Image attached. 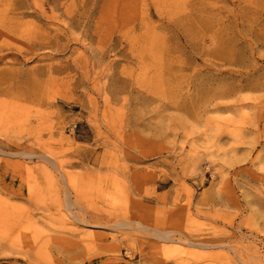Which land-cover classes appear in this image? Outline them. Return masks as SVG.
Returning <instances> with one entry per match:
<instances>
[{"label":"rangeland","instance_id":"374dc122","mask_svg":"<svg viewBox=\"0 0 264 264\" xmlns=\"http://www.w3.org/2000/svg\"><path fill=\"white\" fill-rule=\"evenodd\" d=\"M10 1L0 264H264V0Z\"/></svg>","mask_w":264,"mask_h":264},{"label":"bare ground","instance_id":"6f19581e","mask_svg":"<svg viewBox=\"0 0 264 264\" xmlns=\"http://www.w3.org/2000/svg\"><path fill=\"white\" fill-rule=\"evenodd\" d=\"M3 0H0V2H2ZM12 1H8V3H6L4 6H2V7H4V9L2 8V10L3 11H1L0 10V13H3L2 15H5V17H7L6 15H9V14H14V12H15V10L17 9L16 8V6L15 5H13V3H11ZM4 3H5V1H4ZM2 4V3H1ZM1 6V5H0ZM1 15V16H2ZM5 17H4V19L3 20H1L2 18H0V34H1V32L3 31V30H5L7 33V35H10L11 33H15L14 31L16 30V25H15V22L13 21L14 19L12 18V17H7V19H5ZM5 31H3V35L5 34L4 32ZM10 37V36H9ZM0 38H1V35H0ZM3 38V37H2ZM5 38V37H4ZM12 42V41H11ZM10 42V43H11ZM0 43H1V41H0ZM2 45L3 46H6L7 45V43H6V45L5 44H3L2 43ZM8 46V45H7ZM10 46V45H9ZM8 48V47H7ZM1 49H3V47H1V44H0V50ZM4 49H5V47H4ZM7 50V49H6ZM9 50V49H8ZM9 69H11L10 67H9ZM10 72H12V70H8L7 69V71L5 70V69H1L0 70V74L1 75H5V74H9ZM4 78V77H3ZM2 78L0 79V85L3 83L2 82Z\"/></svg>","mask_w":264,"mask_h":264}]
</instances>
